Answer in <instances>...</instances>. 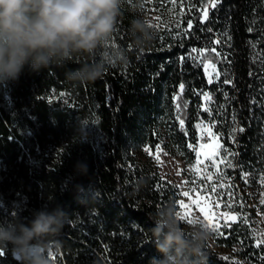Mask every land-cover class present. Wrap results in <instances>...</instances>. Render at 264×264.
I'll list each match as a JSON object with an SVG mask.
<instances>
[{"label":"trees","instance_id":"obj_1","mask_svg":"<svg viewBox=\"0 0 264 264\" xmlns=\"http://www.w3.org/2000/svg\"><path fill=\"white\" fill-rule=\"evenodd\" d=\"M191 1L196 10L178 37L157 32L151 46L131 51L127 67L94 82L66 79L67 69L87 59L77 57L66 68H26L0 86V220L15 212L27 221L35 209L59 206L66 222L58 264H148L156 255L149 216L170 199L179 211V195L137 159L144 147L186 152L206 123L238 153L230 155L233 174L264 167V0H220L203 23L200 11L210 0ZM131 18L125 10L114 41L128 43ZM206 60L215 65L213 77ZM78 162L87 164L86 175L76 172ZM141 176L147 183L136 191ZM87 189L92 195L79 203L78 192ZM249 211L238 209L237 221L215 233L210 264H264ZM0 264L17 262L0 251Z\"/></svg>","mask_w":264,"mask_h":264},{"label":"clouds","instance_id":"obj_2","mask_svg":"<svg viewBox=\"0 0 264 264\" xmlns=\"http://www.w3.org/2000/svg\"><path fill=\"white\" fill-rule=\"evenodd\" d=\"M125 10L132 18L129 41L121 44L114 33ZM158 23L144 11V0H0V86L18 80L26 68L33 73L66 68L77 57L87 59L67 69L66 79L75 85L94 82L109 70L127 67L132 50L151 46ZM75 169L86 175L88 166L78 162ZM146 183L141 176L133 188L139 191ZM91 195L90 189L78 192V202L87 203ZM149 219L156 255L148 264H210L215 232L202 218L185 220L170 199ZM65 222L59 206L35 209L27 221L13 212L0 220V251L17 264H58L54 257L63 248L59 236Z\"/></svg>","mask_w":264,"mask_h":264},{"label":"rangeland","instance_id":"obj_3","mask_svg":"<svg viewBox=\"0 0 264 264\" xmlns=\"http://www.w3.org/2000/svg\"><path fill=\"white\" fill-rule=\"evenodd\" d=\"M195 5L191 0H176L173 8L170 0H153L146 4L144 0V11L158 22L169 21V24H161L157 32L174 39L183 32L185 20L194 14ZM210 8L211 3L207 10ZM203 10L200 11L201 20ZM170 11L173 12L175 22H171L173 17H170ZM208 72L210 77L215 75V70L211 67ZM203 136L206 142L203 141ZM218 145L222 146L219 137L209 124L204 123L195 142L186 152L171 145L169 148L159 146L155 150L144 147L136 155L137 159L147 163L163 180L177 189L179 212L185 220L199 217L220 228L236 222L237 210L247 208L250 211L246 216H254L252 220L261 238L260 234H264V183L261 182L264 167L246 173L247 175L244 172L233 174L232 167H227V161L231 160L230 149L222 146L217 152ZM189 152L192 159L189 158ZM225 205H232L234 211L227 209Z\"/></svg>","mask_w":264,"mask_h":264},{"label":"snow or ice","instance_id":"obj_4","mask_svg":"<svg viewBox=\"0 0 264 264\" xmlns=\"http://www.w3.org/2000/svg\"><path fill=\"white\" fill-rule=\"evenodd\" d=\"M149 2H153V0H145V4H146V3H149ZM155 2H159V0H155ZM170 2L173 4V8H175L176 0H170ZM219 2H220V0H210L211 7L215 8L216 5H217ZM180 6L183 7V4H181ZM208 6H209L208 4H205V5H204L203 18H202V20H201V23H203L205 20L208 19V10H207V9H208ZM182 14H183V13H181V15H182ZM169 15H170V17H173V19H172L171 22H175V18H174V16H173V12H172V11L169 12ZM169 23H170L169 21H160V22L158 23V25H157V28H159L161 24H169ZM253 23H255V21H253ZM192 26H193V25H192V21L189 20V21H188V27L191 28ZM209 31H211V29H209ZM249 31H252V29L249 28ZM229 39H230V37H229ZM216 43H219V40H217ZM250 43H251V42H250ZM257 43H258V42H257ZM251 46H252L253 50H255V48H256V44H252ZM192 51H193V52H196L197 50H196L195 48H193ZM217 55H219V53H217ZM257 55H261V54L258 53ZM256 58H257L256 56H253V57H252V61H253V63L256 62ZM209 67H211V68H213V70H215V65L212 64V63H210L209 61L206 60V61H205V68L207 69V68H209ZM261 71H264V65H262V67H261ZM216 75H217V77H218V76H219V73L217 72ZM250 75H251V73H250ZM209 82H211V81H209ZM224 82H225V83H231V81H229V80H225ZM180 88H181V90H183V88H184V84H183V83L180 85ZM203 95H204L205 99H207V100H211V95H210L208 92H204ZM253 103H255V101H253ZM205 111H209V109L205 108ZM233 123H234V124L236 123L235 117H233ZM181 126H183V121H181ZM198 127H199V125H198ZM235 130H236V129H233V131H235ZM239 131H240V132H243L244 129H243V128H240ZM219 147H222V146H219V145L217 146V152H218V150H219ZM225 151H227V150H225ZM229 155H231V156H236V155H238V153H230ZM209 159H211V157H209ZM233 166H234V165L232 164V161H231V160H228V161H227V167H230V168H231V167H233ZM222 175H223V174H221V176H222ZM244 175H247V174L244 173ZM261 182L264 183V175L261 176ZM192 190L194 191L195 189L193 188ZM225 207H226L227 209L231 210V211H234V208H233L232 205H225ZM181 215H182V217L184 218V216H183L182 213H181ZM208 225L213 229V231H214L217 235L220 234L219 226H218L217 224H215V223H208ZM253 235H258V234H257V233H253ZM260 235H261V238L258 239V241H257V246H259L260 243H264V234H260ZM262 259H264V257H262ZM236 264H239V262H236Z\"/></svg>","mask_w":264,"mask_h":264},{"label":"built area","instance_id":"obj_5","mask_svg":"<svg viewBox=\"0 0 264 264\" xmlns=\"http://www.w3.org/2000/svg\"><path fill=\"white\" fill-rule=\"evenodd\" d=\"M211 100H213V98H211ZM203 141H204V142H206V140H205V137H204V136H203Z\"/></svg>","mask_w":264,"mask_h":264}]
</instances>
